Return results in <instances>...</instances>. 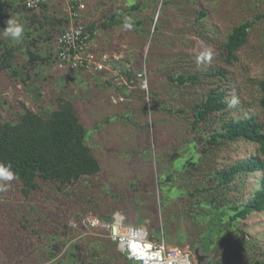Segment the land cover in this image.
<instances>
[{
  "label": "rangeland",
  "instance_id": "obj_1",
  "mask_svg": "<svg viewBox=\"0 0 264 264\" xmlns=\"http://www.w3.org/2000/svg\"><path fill=\"white\" fill-rule=\"evenodd\" d=\"M83 1L86 23L119 14L122 23L95 31V46L131 73L145 66L149 89L114 102L103 75L62 71L54 60L39 65L27 80L22 67L28 59L27 46L43 37L47 27L33 25L12 8L6 12V0L0 5V33L11 14L25 26L18 42L0 35V54L17 50L9 64L0 63L2 120H18L23 105L38 113L52 111L59 98H67L74 103L87 129L86 141L101 165L97 174L74 185L39 180L25 196L21 183L14 180L0 191V264H74L97 253L91 264H137L126 260L103 232L84 226L88 212L98 216L120 212L129 224L154 226L168 244L189 248L196 264H213L215 253L228 264L264 260V211L236 219L231 209L232 204L243 205L253 198L262 186L264 170L239 174L226 188L201 190L207 186L204 170L210 176V170H222L253 155L264 159L259 144L224 143L205 155L197 152L201 143L195 136L222 131L232 118L253 116L264 127L259 87L264 79V0ZM132 6L137 8L126 12ZM60 9L67 16L63 6ZM125 17L132 18L131 31L123 28ZM245 21H253L247 41L231 58L226 48L229 35ZM51 44L40 39L39 53L49 55ZM206 51L211 60L197 63ZM212 93L221 95L227 105L195 131L192 115ZM197 155L200 169L187 165ZM173 173L175 177L168 179ZM197 184L202 206L208 209L196 222L188 215L184 198L187 187ZM210 193L219 200L212 201ZM222 235L234 240L233 246L219 244L215 250Z\"/></svg>",
  "mask_w": 264,
  "mask_h": 264
},
{
  "label": "trees",
  "instance_id": "obj_2",
  "mask_svg": "<svg viewBox=\"0 0 264 264\" xmlns=\"http://www.w3.org/2000/svg\"><path fill=\"white\" fill-rule=\"evenodd\" d=\"M6 1L9 4L8 7H3L6 12L10 13L7 10L12 8L16 14L25 15V18L29 19L33 25L39 24V26L47 27V31L45 30L46 34L43 32V37L39 35L38 38H34L27 46L28 59L22 63V67L25 70L26 79L30 80L33 70L39 65L51 60L55 61L53 51L54 41L70 27V20L68 16L61 13V3L53 5L44 3L38 9H27L25 5L19 4L14 0ZM4 4L5 0H0V5L3 6ZM133 8H137V6H132L126 12ZM2 21L3 16H0V24ZM122 21L119 14H112L110 17L97 22L86 23L85 19L82 20L86 24L87 29L93 33L97 29H100V27L108 29L115 24L122 23ZM252 25L253 21H245L232 30L226 43L229 57H234L235 53L245 45ZM40 39L52 41V46H50L51 51L47 56H43L38 51L41 47L38 45ZM15 52L17 50L11 48L2 52L0 54V63L9 64L10 59L15 57ZM125 71L131 73V71ZM259 87L263 93L260 104L264 111V79L259 82ZM139 91L142 92L143 90H136V92ZM143 92L145 93V91ZM221 98V95L212 93L207 96L202 104L197 105L192 115V129L198 130L201 124L209 119L213 113L220 112L226 107L227 103L221 101ZM58 101L57 109L45 113H38L23 105V111L20 113L18 120L3 121L1 116L2 103L0 100V163L10 162L13 165L17 177L15 180L21 183L22 192L25 196H29L37 188L39 180L54 182L59 186L74 185L80 182L82 178L97 174L101 170L98 158L94 155L90 145L86 141L87 129L76 113L74 103L64 97L59 98ZM195 136L200 139L199 142L201 143V146L200 144L198 145L197 152L200 151L202 153L204 151L205 155L211 152L210 149L213 146L217 147L224 143L239 140L259 144L260 151L264 153V127L253 116L245 119H229L223 125L222 131L214 132L210 136L204 134H197ZM194 139L193 137L192 140ZM185 143L187 144L186 141ZM200 161L197 155L195 158L188 160L187 165L192 164L191 166H197L200 169L202 167ZM259 170H264V159L256 155H253L250 159L236 162L222 170H210V176L204 170L202 174H206L207 186L206 188L202 187L201 190L209 192L212 189L226 188L239 174L253 173ZM174 177V173L168 175V179ZM177 180L181 181V178L177 176ZM190 181L192 180L190 179ZM261 183L262 186L255 191L253 198L245 204H230L233 211L232 216L236 219L246 218L253 212L264 211V178ZM209 195L212 201L216 202L219 200L217 195L212 193ZM202 198L203 196L199 192L198 184L196 187H187L184 199L187 206L190 207L188 215L193 220H196V222L202 219V213L204 215V211L208 209L207 206H202ZM101 217L110 219L112 215ZM126 223L129 224L127 221ZM132 225L139 226L137 224ZM147 228L150 231L152 239L158 240L161 236L165 237V235L160 233V230H155L154 226L149 225ZM203 237L206 238L205 235ZM167 240L173 243L170 237ZM233 243L234 240H229L227 236L222 235L221 239L216 242L215 250L219 249V244L220 247L222 245H224L223 247H232ZM115 245L117 246L116 243ZM55 248L59 249V246ZM97 255H93V258L81 259L74 264H91ZM122 255L126 260L130 261L126 255L123 253ZM230 256L232 257L231 253ZM214 258L213 264L229 263L219 259L216 253ZM255 260V264H264L263 259ZM130 262L133 263V261ZM56 264H62V262L58 261ZM248 264L251 263L249 262Z\"/></svg>",
  "mask_w": 264,
  "mask_h": 264
},
{
  "label": "built area",
  "instance_id": "obj_3",
  "mask_svg": "<svg viewBox=\"0 0 264 264\" xmlns=\"http://www.w3.org/2000/svg\"><path fill=\"white\" fill-rule=\"evenodd\" d=\"M14 1L25 5L27 9H38L41 4L44 3L51 5L57 3L62 4L64 9L62 10L67 13L70 20V27L54 41L53 51L57 69L67 72L83 70L92 76L103 75L106 79L107 86L111 87L114 102L126 101L128 99L127 96L131 97L132 93L136 92V90L148 91L149 80L145 66L134 73H128L116 63V59L112 58L107 53L98 51L95 46V32L93 33L88 30L86 24L82 22L87 7L83 0ZM79 21L81 22L79 23ZM82 221L88 230L103 232L112 242L117 244L118 249L126 255L130 261L137 264H142V261L138 262L136 259L130 258L126 246L120 244L119 240L113 239L112 228L114 224H116L121 234L127 232L129 227L142 228L147 232V239L153 244L154 248L160 246L161 240H163L165 254L168 252L175 253L176 251H179L181 254L188 253L193 260V264H196L194 255L189 248L170 245L167 243L164 236H161L158 240H154L151 238L150 231L146 226L127 224L125 217L122 222H118L119 217L114 221L113 215L110 219H104L93 212H88L83 216ZM121 248L125 250L122 251Z\"/></svg>",
  "mask_w": 264,
  "mask_h": 264
},
{
  "label": "clouds",
  "instance_id": "obj_4",
  "mask_svg": "<svg viewBox=\"0 0 264 264\" xmlns=\"http://www.w3.org/2000/svg\"><path fill=\"white\" fill-rule=\"evenodd\" d=\"M5 25L0 35L14 42L20 41L25 32L24 24L11 14L5 21ZM133 27L132 18L125 17L123 28L131 31ZM211 58V53L206 51L197 57V63H201L204 59L211 60ZM16 178V173L10 162L0 163V191H6L10 183ZM117 217H119L118 222H122L124 219L121 213L114 212V221ZM147 235V232L142 228L129 227L128 231L124 234L119 232L116 224L112 228L113 239H117L120 244L125 245L130 254V258H134L138 262L142 261V264H193V260L188 253L181 254L179 251H176L175 253L168 252L165 254L163 240H161L160 246L154 248L153 244L148 241ZM121 250L123 251L125 249L121 248Z\"/></svg>",
  "mask_w": 264,
  "mask_h": 264
}]
</instances>
